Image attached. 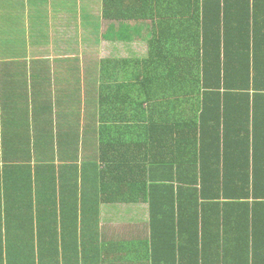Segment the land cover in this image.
I'll return each instance as SVG.
<instances>
[{
  "label": "trees",
  "instance_id": "obj_1",
  "mask_svg": "<svg viewBox=\"0 0 264 264\" xmlns=\"http://www.w3.org/2000/svg\"><path fill=\"white\" fill-rule=\"evenodd\" d=\"M103 13L150 32L130 72L128 115L102 85L96 158L44 171L40 259L21 238L0 264H99V204L137 201L148 204L151 237L168 224L183 254L192 237L194 256L204 254L192 264H264V0H104ZM154 243L155 264L168 263Z\"/></svg>",
  "mask_w": 264,
  "mask_h": 264
},
{
  "label": "crops",
  "instance_id": "obj_2",
  "mask_svg": "<svg viewBox=\"0 0 264 264\" xmlns=\"http://www.w3.org/2000/svg\"><path fill=\"white\" fill-rule=\"evenodd\" d=\"M103 8L104 0H0V259H12L21 238L34 246L32 259H40L38 245L43 248L44 238L47 245L50 228L44 171L51 162L96 158L102 85L112 87L111 102L128 115V83L136 82L130 72L147 55L150 32L139 19L132 28L114 24ZM121 84L125 91L114 88ZM97 210L99 264H155L154 242L159 256L166 252L162 264L203 261L188 233L185 253L172 250L179 238L168 224L154 226L169 230L159 235L173 244L162 249L150 235L143 201L105 202Z\"/></svg>",
  "mask_w": 264,
  "mask_h": 264
}]
</instances>
